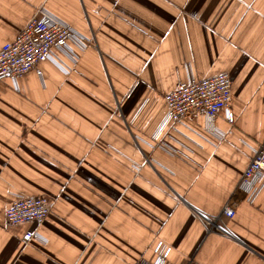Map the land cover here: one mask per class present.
<instances>
[{"label":"crops","instance_id":"1","mask_svg":"<svg viewBox=\"0 0 264 264\" xmlns=\"http://www.w3.org/2000/svg\"><path fill=\"white\" fill-rule=\"evenodd\" d=\"M42 9L92 41L0 81V264H264V188L221 216L264 142V0H0V51ZM219 74L233 124L166 121ZM19 196L45 223L7 224Z\"/></svg>","mask_w":264,"mask_h":264},{"label":"built area","instance_id":"2","mask_svg":"<svg viewBox=\"0 0 264 264\" xmlns=\"http://www.w3.org/2000/svg\"><path fill=\"white\" fill-rule=\"evenodd\" d=\"M72 41H75L81 49H85L92 40L82 36L70 24L48 10H39L15 40L2 46L0 81L10 78L16 82L45 62H53L63 68L55 52L61 51L75 60L69 50ZM231 97V79L227 74L183 83L164 96L168 110L166 121L180 123L187 118L202 116L213 124L220 114L224 113L227 122L233 124ZM248 165L222 208L221 216L234 217L241 205L253 204L264 188V142L259 145ZM51 212L48 198L19 196L4 215L10 226L29 224L41 226ZM37 238H40L39 234L27 232L23 236V241L29 243ZM156 252L158 257L154 263L143 260L136 264H165L169 250L160 244Z\"/></svg>","mask_w":264,"mask_h":264}]
</instances>
